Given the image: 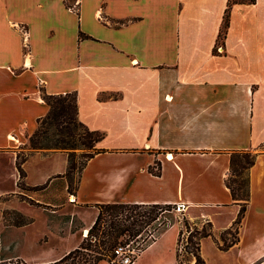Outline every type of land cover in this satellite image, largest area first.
<instances>
[{
  "label": "crops",
  "instance_id": "obj_1",
  "mask_svg": "<svg viewBox=\"0 0 264 264\" xmlns=\"http://www.w3.org/2000/svg\"><path fill=\"white\" fill-rule=\"evenodd\" d=\"M227 1L0 0V151L25 146L47 115L42 91L76 93L78 120L103 134L65 205L80 227L22 211L26 224L3 227L0 216V260L59 261L103 204L177 207L218 239L239 211L226 185L230 155L249 152L237 243L222 251L204 238L200 254L208 239L214 254H239L235 264H264V0L233 5L218 43ZM22 169L27 187L49 189L67 158L34 152ZM179 232L171 222L134 264H177Z\"/></svg>",
  "mask_w": 264,
  "mask_h": 264
},
{
  "label": "trees",
  "instance_id": "obj_2",
  "mask_svg": "<svg viewBox=\"0 0 264 264\" xmlns=\"http://www.w3.org/2000/svg\"><path fill=\"white\" fill-rule=\"evenodd\" d=\"M254 0H228L224 11L223 23L219 33V42H223L226 30L229 25V14L235 4H253ZM42 99L49 106V112L37 122L36 130L27 138L25 146L30 152L25 154L19 162H16V168L23 176L21 166L27 160L28 156L34 152L59 151L66 154L67 169L63 177L66 178L67 192L74 195L77 184L73 186V177L75 172L80 174L88 161L92 159L100 151L96 148L99 141L102 140L103 134L89 130L77 118V98L76 93H67L64 95H48L44 91ZM76 150H80L79 155L82 160L77 162ZM255 155L249 152H233L230 155L229 176L226 185L230 191L232 200L239 205V211L233 225L230 229L222 234H227L230 230L238 233L239 226L246 211L249 201V169L254 165ZM158 175L159 170L152 171ZM233 177V178H231ZM47 184L32 187L30 190L37 191L45 189ZM174 208L170 205H144V204H103L98 205V214L89 228L85 238L82 239L80 245L63 256L59 261L51 264H76V258H80V264H98L105 260V256L109 259L114 258L113 250L118 245H126L130 242H138L137 238H141L144 230L160 220V216L171 211ZM22 218L20 225L26 224V220ZM163 224V223H162ZM170 224V223H169ZM169 224L164 228L166 229ZM186 228L187 223H185ZM208 230L197 228L190 233L184 250L189 249V245L194 247L196 251L194 264H205L200 256V242L204 238H212L222 251L228 250L237 243V238L229 243H224L223 235H220V241L223 245H219L212 236L211 226L207 224ZM162 229V230H164ZM161 230V231H162ZM159 231V232H161ZM196 236V242L193 238ZM145 241V240H144ZM150 243L145 242L141 247L136 248L138 252L142 251ZM90 251L94 254H87ZM88 256V258L86 257ZM82 260V261H81ZM178 260V254H176Z\"/></svg>",
  "mask_w": 264,
  "mask_h": 264
},
{
  "label": "rangeland",
  "instance_id": "obj_3",
  "mask_svg": "<svg viewBox=\"0 0 264 264\" xmlns=\"http://www.w3.org/2000/svg\"><path fill=\"white\" fill-rule=\"evenodd\" d=\"M75 6L76 4L74 3L73 7ZM28 152H30V149H28L27 146H21L10 152L0 151V216L3 220V227L8 225L16 226L20 224L22 218L19 217L18 211H22L33 215L40 221L51 217L58 220L63 226H65L66 222L69 221L71 222L72 230L78 229L80 227L78 221L76 219L71 220V217L69 216V209L65 208V205L70 203L72 200V197L68 196L69 193L67 191L64 192L61 188L63 180L66 181L65 177L64 179L59 177V179L53 182L49 189L46 188L50 186V182L46 183L47 186L43 190L32 191L30 190V187L26 186L24 179L25 173L23 171V176H20L16 168V162H19L20 159ZM75 153L77 155V162H80L82 160V158L79 157L81 151L76 150ZM28 170L32 176H37L39 174V168L34 163L29 164ZM78 178L79 173L75 172L72 180L73 186L76 184ZM181 211L182 210H180V208H172L171 211L160 216V220L157 223L147 227L142 233L141 238H137V243L132 241L130 244L131 248L135 249V254L139 253L136 248L141 247L145 242L151 243L158 235L159 231L164 229L169 223L177 221L180 224V232L176 247V254H178L177 264H194L196 262V251L194 250V247L189 245V249L186 248L185 251L183 248L181 252L178 251V248L183 243L186 244L190 233H192L196 228L199 231L204 229L208 232L210 230H208L206 223H203L200 227L193 225L190 226L187 224L188 228H186L185 223H188V221L184 216V212ZM222 235L225 241L224 243H229L237 238V234L234 230H230L227 234L225 233ZM80 237L83 239L86 236L81 235ZM215 241H217L220 246L223 245L220 238L215 239ZM193 242H196V236L193 238ZM214 250L215 247L213 241L208 239L203 241V254H200V256L205 264H235L239 260V254H214ZM85 252L88 255L94 254L90 251ZM86 257L88 258V256ZM114 259L117 261L116 258L110 260L108 256H105V260L103 261L113 263ZM74 262L76 264H80V258H76ZM20 263L26 264L20 260H0V264Z\"/></svg>",
  "mask_w": 264,
  "mask_h": 264
},
{
  "label": "built area",
  "instance_id": "obj_4",
  "mask_svg": "<svg viewBox=\"0 0 264 264\" xmlns=\"http://www.w3.org/2000/svg\"><path fill=\"white\" fill-rule=\"evenodd\" d=\"M130 243L126 244V245H118L113 250L114 258H116V260H117V261H115V259H114L113 264H134V260H135L137 254H135V252H136L135 249L131 248ZM182 245L185 246L184 243ZM182 245H180L178 248V251H180V252L184 248V246H182Z\"/></svg>",
  "mask_w": 264,
  "mask_h": 264
}]
</instances>
